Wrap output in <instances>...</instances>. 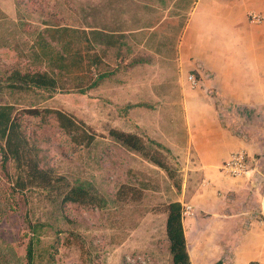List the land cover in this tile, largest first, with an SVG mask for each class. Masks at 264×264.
<instances>
[{"label":"rangeland","instance_id":"374dc122","mask_svg":"<svg viewBox=\"0 0 264 264\" xmlns=\"http://www.w3.org/2000/svg\"><path fill=\"white\" fill-rule=\"evenodd\" d=\"M195 2L0 0V76L17 63H29L33 41L46 23L125 32L133 47L126 61L129 66L119 68L115 50H105V60L116 70L115 75L86 95L60 93L48 98L37 90L16 93L0 89V104H15L24 128L41 143L46 162L71 183L77 179L90 182L107 200L104 208L69 205L67 214L72 222L67 223L58 208L57 191L33 190L25 193L26 197L13 191L11 165L9 178L0 172L4 213L0 217V264H13V260L8 263L10 251L14 257H25L32 236L28 220L46 225L39 251L47 258L54 252L53 264H152V224L162 243L160 215L178 199L181 190L164 170L116 142L110 131L148 136L169 145L178 142L186 104L194 93L180 69L178 45ZM139 58L145 61L130 63ZM251 83L264 84V80ZM128 104L145 106L135 107L123 117L119 110ZM32 108L66 112L84 124L95 141L90 146L73 143L59 129L55 115L24 114ZM248 111H239L237 117L250 120V129L264 131V109L250 106ZM223 115L227 118V113ZM167 157L183 187L186 177L178 154L172 152ZM263 163L257 156L256 168L264 170ZM155 214L159 218L151 220ZM164 249L161 246L160 251Z\"/></svg>","mask_w":264,"mask_h":264},{"label":"crops","instance_id":"0c3cea01","mask_svg":"<svg viewBox=\"0 0 264 264\" xmlns=\"http://www.w3.org/2000/svg\"><path fill=\"white\" fill-rule=\"evenodd\" d=\"M251 12L264 18V0H196L178 45L180 69L202 78L205 87L192 90L195 100L186 104L178 142H163L178 154L186 177L173 202L193 207L183 216L191 264H264V234L254 213L264 206V182L256 181L263 170L245 178L222 170L241 150L264 161V131L237 117L250 106L264 109V84L251 83L264 80V20L251 23ZM160 216L163 238L161 243L152 224L151 263L173 264L167 212Z\"/></svg>","mask_w":264,"mask_h":264},{"label":"trees","instance_id":"16d2710c","mask_svg":"<svg viewBox=\"0 0 264 264\" xmlns=\"http://www.w3.org/2000/svg\"><path fill=\"white\" fill-rule=\"evenodd\" d=\"M45 25L46 28L39 31L33 41L29 63H17L0 76L1 90L8 89L16 93L37 90L46 93L48 98L60 93L86 95L115 75L116 70L110 69L105 60V50H115L118 64L116 68L129 66L126 61L133 54V47L126 40L125 32L50 23ZM144 61L139 58L130 63L140 64ZM142 106L145 105L128 104L119 113L127 117L131 109ZM24 114L41 118L55 115L59 129L77 145L90 146L95 141V136L89 133V129L66 112L32 108L26 109ZM110 136L127 150L164 170L174 181L175 187L181 190V179L177 178L168 161L167 155L172 154L168 146L148 136L144 135V138L118 129H112ZM41 153V143L24 128L15 105L0 104V172L9 178L13 165L14 192L26 197L24 194L33 190L57 191L58 208L67 223L72 222L67 214V208L71 204L100 208L106 206L107 200L98 194L90 182L77 179L71 183L64 175L56 172ZM166 212V234L173 264H191L183 227V206L180 202H171L167 205ZM3 214L0 207V217ZM28 227L32 236L25 257H14L16 254L10 251L12 258L8 263L13 260V264H53L54 252L49 253L47 258L39 251L42 242L40 235L45 232L46 225L28 220ZM2 253L1 251L0 254Z\"/></svg>","mask_w":264,"mask_h":264},{"label":"built area","instance_id":"2783aa9c","mask_svg":"<svg viewBox=\"0 0 264 264\" xmlns=\"http://www.w3.org/2000/svg\"><path fill=\"white\" fill-rule=\"evenodd\" d=\"M248 16L249 19L256 24H260L264 20L263 16L259 13L251 12ZM186 79L189 87L194 91L205 88L203 79L197 77L193 72L189 73ZM256 167L257 166L254 164V161L250 160L247 153L242 150L232 153L222 164V170L234 178H245L251 171L256 170ZM262 173L264 174V170ZM192 213L193 207L191 205L183 206V216H188ZM254 213L256 221L260 225L264 234V206L257 209Z\"/></svg>","mask_w":264,"mask_h":264},{"label":"water","instance_id":"95a60500","mask_svg":"<svg viewBox=\"0 0 264 264\" xmlns=\"http://www.w3.org/2000/svg\"><path fill=\"white\" fill-rule=\"evenodd\" d=\"M256 181H257L258 183H261L262 181L264 182V176H263L262 174L258 173V174L256 175Z\"/></svg>","mask_w":264,"mask_h":264}]
</instances>
